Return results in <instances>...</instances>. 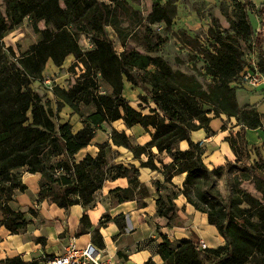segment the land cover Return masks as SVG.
<instances>
[{"label": "trees", "instance_id": "16d2710c", "mask_svg": "<svg viewBox=\"0 0 264 264\" xmlns=\"http://www.w3.org/2000/svg\"><path fill=\"white\" fill-rule=\"evenodd\" d=\"M250 9L252 5L249 0H239L232 28L242 37L256 35L248 19L247 12ZM112 16L109 6L99 0H2L0 39L6 30L19 24L25 17H30L34 27L36 22L45 21L52 25V29L41 32L40 40L30 46L18 64L7 61L0 45V224L11 234H18L26 228L25 213L35 215L32 209L23 212L10 207L15 194L26 190L21 181V168L40 175L38 201L47 200L64 209L76 204L83 207L89 205L94 192L112 172L116 176H128L129 182L133 183L138 173L133 165L128 168L122 165L107 166L104 154L106 143L98 145L95 157L87 155L79 163L73 160V156L90 143L95 130L102 123L121 119L128 127L140 125L150 135L146 144L132 148L135 156L141 152L148 153L147 161L142 162L141 166L159 170L149 149L154 147L159 153L165 152L171 162L161 164L164 182L170 183L174 175L185 173L180 193L196 210L206 214L208 222L216 227L225 241L216 248L201 250L193 235L175 245L163 237L157 245V254L163 264H264V205L253 204L252 198L246 200L254 211L251 215L257 219L256 224L248 220L243 224L238 222L250 208L237 210V213L224 210L220 214L222 221H216L192 200L188 188L197 178H221L222 171L231 166L227 162L224 166L208 169L202 162V150L190 139L191 131H210V110L204 109L203 105L214 108L213 117L220 113L234 117L238 124L240 122L241 128L235 137H239V145L244 149L245 128L256 129L261 126L262 116L256 105L239 106L236 88L232 85L246 71L243 69L242 53L233 44H222L208 58L213 84L202 88L195 78L172 70L159 56L140 53L125 44L123 50L117 53L105 30L112 23ZM68 25L76 31L69 29ZM83 33L90 35L94 45L86 52L81 51L77 39L78 34ZM69 54L81 63L83 72L68 90H58L56 95L61 102H57L55 113L64 104L70 107L82 118V126L77 130H73L66 121L55 124L57 117L52 108L29 88L31 80L40 79L48 60L60 66ZM258 59L262 72L259 74L264 78L262 48ZM149 66L155 70L148 72L146 69ZM134 70L142 71V77ZM97 75L109 87V93H92L98 88ZM123 78L134 86L142 83L151 86L148 96L153 106H149L146 113L133 108L122 96ZM87 95L91 96L94 110L83 117L79 104L85 103ZM110 138L114 144L129 145L124 133L113 131ZM234 139L226 138L237 161V156L243 150L236 147ZM181 141L187 143L185 150L178 147ZM155 185L159 191V184ZM161 189L166 193L160 194L155 201L156 214L171 221L177 217V208L173 203L176 193L169 192L164 186ZM110 194L116 202L133 197L130 188H117ZM119 218L122 216L113 218V221L121 230L123 224ZM106 221H109L108 217H104L99 225L102 226ZM90 228L91 224L83 214L77 234L86 233ZM94 231L98 238L97 229ZM1 264L36 263L23 262L19 257H14Z\"/></svg>", "mask_w": 264, "mask_h": 264}, {"label": "rangeland", "instance_id": "374dc122", "mask_svg": "<svg viewBox=\"0 0 264 264\" xmlns=\"http://www.w3.org/2000/svg\"><path fill=\"white\" fill-rule=\"evenodd\" d=\"M109 6L112 23L105 27L108 38L111 40L117 53L125 46H131L136 51L152 56L161 57L169 64L172 70H179L186 76L195 78L202 88L212 85L214 79L210 75L208 58L214 54L222 44H233L242 53L243 69L255 74L261 72L258 65V53L264 51V7L250 9L248 19L253 29L259 24V30L253 37H242L236 34L232 28V21L238 8L239 0H99ZM254 5L264 6V0H249ZM2 4V0H0ZM3 10V6L1 7ZM168 20V22H167ZM68 28L76 31L71 25ZM44 29H52V25L45 21L32 24L30 17H25L19 24L6 30L0 45L3 54L9 63L18 64V60L28 51L31 45L37 43ZM78 44L82 52L91 50L94 45L87 33L78 34ZM153 72V66L146 69ZM83 72V66L72 54L65 57L60 66H55L48 60L42 70L40 79L31 80L29 88L33 93L42 97L55 113L57 102L61 99L56 95L58 90H68ZM142 77V71L134 70ZM259 82L257 87H235L237 101L241 104L256 105L258 113H264L262 94L263 80L257 75ZM98 88L94 94H107L109 87L97 75ZM128 88L122 91V96L133 108L147 112L149 106H153L148 96L151 86L147 83L134 86L130 83ZM136 88V89H135ZM138 92V93H135ZM85 103L79 104V111L86 117L94 110L91 96L87 95ZM210 110L208 117L212 118L213 107L202 106ZM55 124L69 122L73 130L80 126L82 120L77 113L64 104L60 111L55 113ZM28 116H30L28 112ZM224 114L217 113V117ZM259 127L264 138V116ZM236 120V119H235ZM240 124V122H239ZM106 126V125H105ZM223 128H226L224 122ZM249 137L250 134L248 133ZM237 142L236 147L242 148L237 161H231V166L222 171L221 178L194 179L189 188V194L198 205L210 213L212 219L222 221L221 212L230 210L248 209L246 200L254 201L253 204L264 205V144L245 149L239 145V137L231 135ZM119 139V138H117ZM105 154V150H104ZM236 159V157H235ZM26 168H21L22 171ZM201 200H200V199ZM203 198L207 200L204 201ZM264 207V206H263ZM26 212V211H24ZM253 209H248L238 222L256 224L257 219L252 216ZM30 213H25L26 215Z\"/></svg>", "mask_w": 264, "mask_h": 264}, {"label": "crops", "instance_id": "0c3cea01", "mask_svg": "<svg viewBox=\"0 0 264 264\" xmlns=\"http://www.w3.org/2000/svg\"><path fill=\"white\" fill-rule=\"evenodd\" d=\"M250 3L252 10L260 7L251 1ZM254 30H259V24ZM260 87H264L263 84L260 83ZM125 88L131 92L130 83L123 78L122 91ZM260 96L263 98L262 93ZM238 105L243 106L239 102ZM259 114L264 116V113ZM224 122L226 128H222ZM79 124L80 126L74 130L82 126L80 121ZM208 127L210 129L208 133L204 129L191 131L190 139L199 145L203 152V164L212 170L235 160L226 138L239 132L241 124H238L234 117L220 116L212 117ZM113 131L124 133L129 145L114 144L110 138ZM248 133H252L251 137ZM244 138L249 148L264 144L259 128H245ZM149 140V133L140 125L128 127L121 119L102 123L95 130L90 143L73 156L74 162L79 163L87 155L95 157L98 145L106 143L105 159L108 167L122 165L128 168L133 165L138 173L136 180L130 183L128 176H116L114 172H110L111 175L106 176L102 186L94 192L92 202L86 207L76 204L64 209L47 200L38 201L40 175L29 173L25 169L20 171L21 181L25 184L26 190L15 194L10 207L23 212L32 209L35 215H26V228L18 234H11L0 224V264L14 257H19L23 262L36 263L44 255L60 254L69 242L77 246H83L87 242L95 243L102 249L103 254L117 264H163L157 254V245L162 242L163 237L174 245L182 239H189L192 235L198 242L202 241L206 248L223 245L224 238L216 227L208 222L206 214L196 210L180 193L185 173L174 175L170 183L164 182L161 164L167 165L171 162V158L165 152L159 153L154 147L149 149L159 170L141 166L142 162L147 161L148 153L141 152L135 156L132 148L143 146ZM178 147L185 150L186 141L179 142ZM156 183L160 186L159 191L156 190ZM161 186L166 187L169 192L176 193L173 203L177 208V217L171 221L156 214L155 201L160 194L166 193ZM117 188H130L132 199L116 202L110 192ZM83 214L87 216L91 228L86 233L78 235L77 230ZM120 216L122 218H119V221L123 224L121 230L113 221V218ZM104 217H108L109 221L100 226L99 223ZM95 228L98 231V238L95 236Z\"/></svg>", "mask_w": 264, "mask_h": 264}, {"label": "built area", "instance_id": "2783aa9c", "mask_svg": "<svg viewBox=\"0 0 264 264\" xmlns=\"http://www.w3.org/2000/svg\"><path fill=\"white\" fill-rule=\"evenodd\" d=\"M251 71L242 72L237 81L232 85L234 87H246L253 89L257 87L259 78L263 80L261 74H255ZM199 249H205L206 245L201 241L198 244ZM36 264H117L110 257L103 254L102 249L92 242H87L83 246H77L73 242H69L64 246L60 254H49L42 256Z\"/></svg>", "mask_w": 264, "mask_h": 264}]
</instances>
